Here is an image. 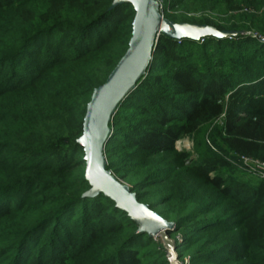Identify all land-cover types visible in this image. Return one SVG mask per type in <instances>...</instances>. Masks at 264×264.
<instances>
[{"label": "trees", "instance_id": "obj_1", "mask_svg": "<svg viewBox=\"0 0 264 264\" xmlns=\"http://www.w3.org/2000/svg\"><path fill=\"white\" fill-rule=\"evenodd\" d=\"M157 1L166 20L236 35L158 36L112 118L106 169L174 224L181 263L264 264V179L231 163L264 166V0ZM112 3L0 0V264H169L114 202L84 197L77 141L135 17ZM186 138L192 151H177Z\"/></svg>", "mask_w": 264, "mask_h": 264}, {"label": "water", "instance_id": "obj_2", "mask_svg": "<svg viewBox=\"0 0 264 264\" xmlns=\"http://www.w3.org/2000/svg\"><path fill=\"white\" fill-rule=\"evenodd\" d=\"M129 4L135 17L129 48L104 85L96 89L87 106L83 133L77 144L85 152V179L90 190L86 198L103 195L115 203L116 208L125 212L138 226V233L159 239L168 250L170 264H179L175 245L171 246L170 234L175 226L151 211L147 205L138 202L130 188L106 169L105 146L111 134L110 124L118 106L131 94L139 80L147 74L152 62L154 40L164 35L173 40L205 37H228L229 33H219L208 26L174 24L159 14L160 4L155 0H113L110 10ZM192 26V32L185 29Z\"/></svg>", "mask_w": 264, "mask_h": 264}, {"label": "rangeland", "instance_id": "obj_3", "mask_svg": "<svg viewBox=\"0 0 264 264\" xmlns=\"http://www.w3.org/2000/svg\"><path fill=\"white\" fill-rule=\"evenodd\" d=\"M156 2H158L157 0H155ZM159 3V2H158ZM160 4V3H159ZM133 8V7H132ZM134 10V9H133ZM161 10V9H160ZM159 10V14L160 16L163 18V14L161 13V11ZM166 20V19H165ZM169 21V20H167ZM171 22V21H169ZM174 23V22H172ZM176 24V23H174ZM219 33H227V32H219ZM245 35V34H243ZM158 39V38H157ZM201 39V38H200ZM200 39L199 40H195V39H191V41H194V42H200ZM218 39V38H217ZM219 39H228V37H220ZM156 42L157 40H154V48H155V45H156ZM261 42L264 43V38L261 39ZM201 44V43H200ZM154 48H153V51H154ZM153 54V52H152ZM111 127V126H110ZM109 127V128H110ZM111 129V128H110ZM111 135V134H110ZM180 142V143H179ZM175 149L177 151H185V152H191L192 151V148H193V145H192V142L189 140V139H182V140H179L175 143L174 145ZM84 153V158H85V152L83 151ZM231 163L233 164V166L235 167V170H236V173H235V178L238 179V180H241V181H251V182H258L260 180H263L264 179V168L261 164H259L258 162L255 163L254 161V164H245L243 161L241 162V160L237 159V158H232L231 159ZM247 166V167H246ZM115 177V176H114ZM116 178V177H115ZM117 179V178H116ZM122 182V184L128 188H130L127 184H125L122 180H120ZM157 214V213H156ZM168 222V221H167ZM176 240L177 241H181V236L179 234H177L176 236ZM170 242H171V246L175 245V239L174 237H171L170 236ZM162 243V242H161ZM166 250V249H165ZM166 259L167 261L169 262L170 264V257H169V254H168V250H166ZM178 262L179 264H187L188 260L184 261L183 263H181V261H179L178 259Z\"/></svg>", "mask_w": 264, "mask_h": 264}, {"label": "built area", "instance_id": "obj_4", "mask_svg": "<svg viewBox=\"0 0 264 264\" xmlns=\"http://www.w3.org/2000/svg\"><path fill=\"white\" fill-rule=\"evenodd\" d=\"M160 9H161V5H160ZM161 11V10H160ZM233 37H235V35H229L228 36V39H231V38H233ZM203 41H204V38H201L200 39V43L202 44L203 43ZM239 160H241V162L243 161L245 164H254V161L253 160H250V159H247V158H243V157H240V158H238ZM255 163H257L256 161H255ZM260 164V163H259ZM262 165V164H261ZM263 166V165H262ZM247 167V166H246ZM263 168H264V166H263Z\"/></svg>", "mask_w": 264, "mask_h": 264}, {"label": "bare ground", "instance_id": "obj_5", "mask_svg": "<svg viewBox=\"0 0 264 264\" xmlns=\"http://www.w3.org/2000/svg\"><path fill=\"white\" fill-rule=\"evenodd\" d=\"M195 30V28L194 27H192V26H189V27H187V29H185V31H187V32H192V31H194ZM180 143V142H179Z\"/></svg>", "mask_w": 264, "mask_h": 264}]
</instances>
